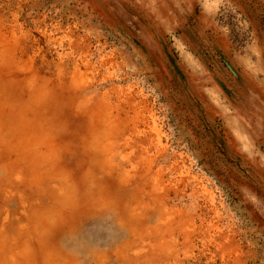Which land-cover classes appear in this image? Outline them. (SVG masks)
I'll use <instances>...</instances> for the list:
<instances>
[{
  "label": "rangeland",
  "instance_id": "1",
  "mask_svg": "<svg viewBox=\"0 0 264 264\" xmlns=\"http://www.w3.org/2000/svg\"><path fill=\"white\" fill-rule=\"evenodd\" d=\"M0 264H264V0H0Z\"/></svg>",
  "mask_w": 264,
  "mask_h": 264
}]
</instances>
